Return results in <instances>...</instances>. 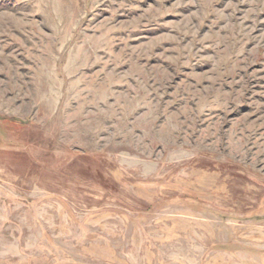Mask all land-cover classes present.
<instances>
[{
  "label": "rangeland",
  "instance_id": "374dc122",
  "mask_svg": "<svg viewBox=\"0 0 264 264\" xmlns=\"http://www.w3.org/2000/svg\"><path fill=\"white\" fill-rule=\"evenodd\" d=\"M0 264H264V0H0Z\"/></svg>",
  "mask_w": 264,
  "mask_h": 264
}]
</instances>
